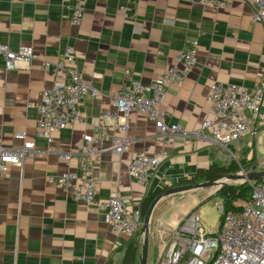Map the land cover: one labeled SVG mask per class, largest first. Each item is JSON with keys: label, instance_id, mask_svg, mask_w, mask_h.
<instances>
[{"label": "crops", "instance_id": "1", "mask_svg": "<svg viewBox=\"0 0 264 264\" xmlns=\"http://www.w3.org/2000/svg\"><path fill=\"white\" fill-rule=\"evenodd\" d=\"M228 2L227 8H213L194 0H82L81 23L75 26L70 21L75 0H0V46L12 52L30 48L34 56L28 66L10 72L0 57V148L16 150L26 142L35 149L22 168L7 166V176L0 173V264H122L130 242L137 243L138 264L139 232L132 238L111 232L104 212L89 210L49 178L78 174L82 138L102 125L104 113L115 111L122 85L148 84L160 77L192 40L198 44L197 64L180 86L166 88L160 108L165 122L180 126L189 137L168 139L161 146L153 125L132 113L126 152L114 155L107 151L109 139L101 143L104 151L93 170L94 200L105 202L118 189L127 208H139L150 195L193 184L198 170L223 166V159L228 161L223 152L239 154L240 142L250 137L225 150L208 140V131H201L211 118L205 101L211 84L251 90L264 78V34L251 21L254 6L245 0ZM68 47L74 52L75 70L97 95L84 96L78 105L84 122L57 132L49 144L37 136V107L42 90L54 82L53 65ZM195 132L200 135L193 136ZM107 133L108 138L113 135L110 126ZM161 149L168 157L146 185L128 177L127 166L136 153L155 155ZM66 154L68 161L62 158ZM184 195L155 207L148 248L157 245L162 254L168 231L197 208L168 215Z\"/></svg>", "mask_w": 264, "mask_h": 264}, {"label": "built area", "instance_id": "2", "mask_svg": "<svg viewBox=\"0 0 264 264\" xmlns=\"http://www.w3.org/2000/svg\"><path fill=\"white\" fill-rule=\"evenodd\" d=\"M201 6L213 8L229 7L228 0H194ZM253 4L251 21L260 24L264 34V0H245ZM83 12L82 0H75L71 23L80 25ZM198 44L192 40L177 52L173 63L158 78L148 84L130 81L122 85L115 99V111L101 116L102 125L93 128L92 134L83 136L78 154V174L65 172L49 178L55 188L70 191L72 197L83 202L89 210L104 212V221L113 233L132 238L141 227L139 208H127L120 199L118 189L105 202H96L94 196L97 180L93 177L94 166L98 164L101 143L110 141L107 151L121 156L126 152L130 139L127 136L128 118L138 113L146 118L155 129V140L164 145L168 139L187 138L189 134L176 124L165 122L166 114L161 111L166 88L180 86L197 64ZM0 57L7 72L28 66L33 59L30 48L22 47L16 52L0 46ZM43 68L47 64L43 63ZM54 82L41 92L37 107V136L52 143L53 135L84 118L78 105L84 96L95 98L97 92L74 68V52L66 48L61 59L53 65ZM211 118L206 119L201 131H208V140L228 150L245 137H256L264 128V78L251 90L228 84L213 83L205 98ZM113 135L108 138L107 127ZM199 132L193 136H199ZM15 138L24 139V134ZM32 143L21 148L7 150L0 148V173L5 167L22 168L25 158H33ZM168 157L161 149L155 155L136 153L127 166V175L139 185H146L161 161ZM63 160L70 157L66 154ZM4 175L7 176L6 173ZM250 190L248 201L236 202L238 210H227L223 201L212 197V206L219 215L216 232L207 231L199 217L198 208L191 209L178 225L168 231L160 264H264V179L245 183Z\"/></svg>", "mask_w": 264, "mask_h": 264}, {"label": "rangeland", "instance_id": "3", "mask_svg": "<svg viewBox=\"0 0 264 264\" xmlns=\"http://www.w3.org/2000/svg\"><path fill=\"white\" fill-rule=\"evenodd\" d=\"M238 146L239 154L222 153L226 156L221 165L227 167L233 163L237 168L236 175L250 173L251 171H264V130H260L256 137L243 139ZM240 184V183H236ZM218 188H211L207 190H199L195 192L186 193L183 202L175 203L171 207L168 215L176 216L183 215L189 207H197L199 217L204 228L207 231L216 232L219 224V215L212 206V197L217 193ZM177 196V195H176ZM173 197L165 199L166 202ZM179 210V213H178ZM191 210V209H190ZM185 215V214H184ZM157 245L154 248L149 247L147 250L146 264H160L161 253L157 251Z\"/></svg>", "mask_w": 264, "mask_h": 264}, {"label": "trees", "instance_id": "4", "mask_svg": "<svg viewBox=\"0 0 264 264\" xmlns=\"http://www.w3.org/2000/svg\"><path fill=\"white\" fill-rule=\"evenodd\" d=\"M237 168L233 163L227 167L212 164L205 170H198L190 183L210 182L221 178L227 174H234ZM217 196L223 201L227 210H238L234 207L236 202H245L249 200L250 190L246 184H230L218 189ZM156 195H150L144 198L139 206L141 219H143L146 210ZM137 243L130 242L124 250L122 264H136L137 263Z\"/></svg>", "mask_w": 264, "mask_h": 264}, {"label": "water", "instance_id": "5", "mask_svg": "<svg viewBox=\"0 0 264 264\" xmlns=\"http://www.w3.org/2000/svg\"><path fill=\"white\" fill-rule=\"evenodd\" d=\"M264 179V171H251L244 174H227L221 178L210 182H199L190 185L179 186L175 188H167L162 190L150 203L146 213L142 219L141 227L139 230V239L141 242L140 254L138 257V264H146L147 262V250H148V238L150 229L152 227V215L155 207L166 198H170L176 195L186 194L199 190H207L211 188H221L230 184H245L246 182L257 181Z\"/></svg>", "mask_w": 264, "mask_h": 264}]
</instances>
